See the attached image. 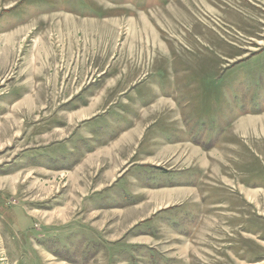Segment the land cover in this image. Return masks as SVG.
I'll use <instances>...</instances> for the list:
<instances>
[{"label":"rangeland","instance_id":"rangeland-1","mask_svg":"<svg viewBox=\"0 0 264 264\" xmlns=\"http://www.w3.org/2000/svg\"><path fill=\"white\" fill-rule=\"evenodd\" d=\"M61 13L74 16L78 28ZM19 15L32 17L25 36H0V206L9 211L0 213V264H264V189L250 199L239 193L248 178L264 180V0H0V32L28 18ZM33 48L41 60L30 63ZM80 62L83 85L93 87L97 79L107 104L124 100L109 96L110 88L134 81L142 88L151 71L168 69L163 78L178 86L171 90H181L189 103L183 110L197 123L190 138L217 144L221 136L208 158L189 146L192 157L175 164L203 170L200 194H213L209 201L140 206L152 198L141 186L194 174L176 178L143 162L154 135L147 127L140 145L115 144L138 115L123 103L120 111L110 105L80 122L69 140L52 136L43 145L40 128L59 124L50 119L70 124L67 95L56 93ZM90 93L93 98L96 90ZM20 96H31L20 102L26 112L6 119ZM151 96L149 90L148 102ZM160 103L138 105L140 116L161 119ZM186 127L195 131L190 121ZM82 145L109 148L75 170ZM200 159L209 166H199ZM171 221L185 231L178 235ZM140 233L150 236L138 239Z\"/></svg>","mask_w":264,"mask_h":264},{"label":"crops","instance_id":"crops-1","mask_svg":"<svg viewBox=\"0 0 264 264\" xmlns=\"http://www.w3.org/2000/svg\"><path fill=\"white\" fill-rule=\"evenodd\" d=\"M61 14L66 16V18H67L65 20L66 24L71 25L73 28H78V21L74 16H70V15H68V13H61ZM46 15H49V14L48 13L44 14V16H46ZM19 16H23L26 18L28 17V18L25 20H22L21 22H18V24L14 25L13 27H9L7 30L6 29L2 30L0 32V36H3L4 34L5 35L11 34V33L15 34V35L19 34V36H25V35H23L24 27L25 26L28 27L30 25L29 23L32 22V17L26 16V15H19ZM10 18H12V17H10ZM10 18H8L7 20H10ZM41 30L44 31L45 29L41 28ZM32 32H33V30L31 29V31L28 32L29 35ZM37 42H38V40H36V42L34 44H37ZM36 51L37 50L35 48L29 50L30 59H31L30 63L35 61V60L36 61L41 60L39 53L33 54V53H36ZM80 65H81V62L79 63V65H78V63L76 64L77 68L74 69L75 70L74 76L72 73V78H70L69 81L66 80L67 78L65 77L64 79H62V81L59 82V90L56 93V94L67 95L68 99H67L66 104L69 106H65V108H68L69 110L67 112L64 110L63 112L70 114L69 116L71 118H70V120L68 119L70 124L66 125L65 123H62L59 120L50 119L49 122L51 124H54V123H59V124L54 126V127L52 126L51 128H53V129H51V130L45 129L44 125H43V127L40 128L42 130L41 134H40L42 136V140H40V141L43 143V145H45V147L50 146L53 143V142H51L53 139H50V137H52V136H54V138H60L59 142H65L66 140H69L71 138V136L73 135V133L77 130V127H81L83 124H85V122L91 121L93 118L99 116L100 112H101V114L106 113V111L111 109V108L108 109V107L110 105H115V107H113L114 111H120L121 109L118 110V108L120 107V104L123 103V104L127 105L128 107H131V109H132L131 111H133V112L137 111L138 115L133 118L134 121L131 122V125H130L131 127L126 129V133L123 135V137H121V138L119 137L116 139L117 141L115 142V144H117V145L121 144L124 147V149L127 148L128 146L140 145L141 142L143 141L142 137L144 135H146L145 131L148 128V130L153 131L154 135L150 138V146H151L150 154L147 155V158L144 161L143 160L142 161L148 162L149 165H155V166L163 169L164 171L169 173V175H170V173L177 174L176 178L184 177V176H191L192 174H194V178L192 180H184V181H180V182L177 181L174 183L157 186L155 188H145V187L141 186V188L146 189L147 191H150L152 193L151 201L147 202V203H143L144 199L143 200L140 199L138 201V203L136 202L133 205L136 207L140 203H143L140 206L152 203V204H154L153 208L155 210L156 209L162 210V209H166L170 205L179 204L181 201L182 202L188 201L191 203L201 201L202 199L209 201V199H208L209 196H213V194H200V192L203 189L204 182L207 181V180H205L206 176H205V173L203 172V170H200V169L199 170L198 169L192 170V169H188V168H185L182 166L178 167V166H175V164H179V163L186 161V159H185L186 155H188L189 158L192 157L189 146H191V147L194 146V147L198 148V150H200V152H202V154H204V156L207 157L208 152L209 153L212 152L213 149H215L217 146H219L221 144V136H220V139L218 140L217 144L204 143L203 141H199L198 138H190V136H192L195 132L196 133L198 132L197 131V123L195 121L194 116H192L190 119L187 118L188 113L184 112V110H183V107L189 106L188 105L189 103H188V101H185L183 98H181L182 97L181 96L182 95L181 90H177V91L171 90V89H175L178 86L177 85L176 86H169V82L167 81V78H163V74H162L163 69L167 70V71H168V69L162 67L160 69H157V70L155 69V70L151 71V73H149L148 77L147 78L145 77L146 80L143 82L142 88H136L139 84L141 85V83H139L138 85L136 83H134L137 81L133 82V86H128V87H121L120 86L119 87V84H118V86L116 85L113 88H110L112 90H110L108 92L109 96L110 95L123 94L124 100L120 101L121 103H117L116 99H114V100H111L107 104L108 100L105 98L104 95H100L99 94L100 92H98V91H105L106 88L104 89V88L99 87V89H98V86L101 84H99V81L97 79H95L93 81L94 84H92L95 89H92L93 88L92 86L83 85L84 80H82L81 78L83 77L84 68H82L81 70L78 71V69H80ZM78 66H79V68H78ZM106 68H107V66L105 67V69H103V71L101 73H105L107 71ZM26 69H27V67L25 68V71L28 74H30V72H28ZM32 73H34V72H32ZM33 76H35V74ZM74 77H75V79L73 80ZM51 85L52 84H50V87H52ZM60 86H62V87H60ZM74 87H75V89H74ZM130 87H132L134 89H132ZM95 90H96V94L95 95L92 94L93 98H91L90 92L95 91ZM149 90L153 96L150 97L149 102H148ZM169 91L170 92L172 91L173 94L169 93ZM67 93H72V94L69 95ZM50 94H53V93H50ZM6 98H4V100H7ZM30 98H31V96H20V98H18L14 102H12L11 105L19 104V105H16V107L18 109H14L12 111L10 110L9 112H7L10 115H8L9 117H7L6 119H10L11 117H13V115H11V114H14V117H15V115L20 114L21 111H23V110H25L24 112H26V109L24 108V104H21V103L27 102V100ZM38 98H40L39 95H38ZM159 99L162 100V103H160V105L157 107L159 108V110H162V112H164L163 115H160L161 119H157L155 117V115H151V117H150V115H149V117L140 116L139 111H138V105L140 107H142L143 109L149 108V105L154 106L155 105L154 103L157 100L159 101ZM13 103H15V104H13ZM134 106H137V107L135 108ZM171 109H173V110L175 109V111L177 110L176 111V113H177L176 116H178L177 118H176V116L172 115ZM28 110L29 111H36V110H38V108L35 107V109H28ZM7 113H5V114H7ZM158 120H161V121H158ZM82 121H84V122L80 126V122H82ZM187 121H190V123L193 126H195V131H193V129L191 131L189 129H187V127H186ZM153 123L156 124V126L151 127V124H153ZM178 123L180 124V126H178L174 129L173 125L178 124ZM45 126L49 127V124L45 125ZM62 126H64V127H62ZM164 127H165V130H164ZM70 129H71V131H69ZM190 132H194V133H192V135H190ZM79 145H81V142L77 143V146H79ZM37 148L41 149L43 147H36V149ZM108 148H109V145L97 146L93 150H85L83 145H82L79 148V151L77 154L82 159L79 160V164H77V166H75V170H79L78 168L83 167L86 163H89L90 165L94 164V161L96 159H98L101 154L106 152V150ZM188 160H190V159H188ZM187 162H189V161H187ZM202 163H203V165L201 166ZM165 164H167V165H165ZM37 166L41 169L44 168V170L47 169L46 170L47 173L51 172V170H52V169H49V168H47L44 165L39 164V163L36 165V167ZM199 166L207 168V166H209L208 159H205V160L203 159L202 161L200 159ZM75 170L53 169V171L61 173L62 175L66 174V172H71L72 175L74 174L75 177H77V175L80 174L81 172L75 173ZM250 176H251V174H250ZM255 182H256V179L253 182L252 180H250L248 178V180H246L242 184H240L241 189L239 190V193L244 194V196L248 199L251 198V195L256 196L258 194L257 188L264 189V180L261 179L260 182H262V184H259V185ZM234 187H235V185H234ZM220 198H222V197L220 196V194H218L217 197H215L214 201L219 202ZM178 207L171 208L169 210L173 211L171 213H175V212L177 213V211L179 210ZM241 210H242V208H241ZM0 213L2 214V216L3 215L7 216L6 214H9V211H7L5 208H2V206H0ZM164 217H166L168 219V217H170V216L166 215ZM142 219H144V218H142ZM171 224L174 226H177L176 233L178 235L181 234V231H185V229L184 228L182 229L179 226V224H176L172 221H171ZM149 236L150 235L147 233H140L138 235V239L144 238V237H149Z\"/></svg>","mask_w":264,"mask_h":264}]
</instances>
